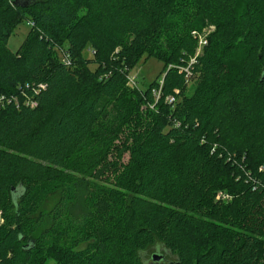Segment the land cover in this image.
<instances>
[{
    "label": "trees",
    "instance_id": "16d2710c",
    "mask_svg": "<svg viewBox=\"0 0 264 264\" xmlns=\"http://www.w3.org/2000/svg\"><path fill=\"white\" fill-rule=\"evenodd\" d=\"M26 1L0 0V264H264V0ZM177 8L216 24L191 95ZM144 54L158 100L125 87Z\"/></svg>",
    "mask_w": 264,
    "mask_h": 264
},
{
    "label": "rangeland",
    "instance_id": "374dc122",
    "mask_svg": "<svg viewBox=\"0 0 264 264\" xmlns=\"http://www.w3.org/2000/svg\"><path fill=\"white\" fill-rule=\"evenodd\" d=\"M176 2H184L188 4V2L191 4L193 3V0H176ZM238 4H242L243 0H237ZM195 8V7H194ZM192 9V8H191ZM181 10V11H180ZM173 9V11H170V14L167 16L166 19L169 20H176L174 22H183L185 18H192L195 21V25L200 27L199 32H203V34L207 33L209 36L216 31V24L209 22L207 19L204 20L202 17L198 15V12H194L193 15L188 14L187 10H182L180 9ZM194 10V9H192ZM189 15L188 17L186 15ZM199 16V17H198ZM30 27L28 26L27 23H21L17 25L15 28L14 32L11 34V37L8 41V47L11 51L15 52L18 50V48L21 46V44L25 41L27 34L29 32ZM118 51V50H117ZM203 54V47L197 48V51L195 54L190 58L188 64L191 63V60H194L196 55H202ZM165 64L163 63L162 60L157 58L156 56H149L148 54H144L138 61L135 63V66L129 71V74L127 76V81L125 84V87L132 90V91H138L140 94L142 92H145L146 89L152 88L151 92L153 95L156 97L158 100L160 97V91L162 89V86L164 84V77L166 75L165 70H164ZM95 68L94 66L92 69ZM186 68V67H184ZM169 69H175L177 70L180 74L184 73L183 68H181L178 65H169L166 69L168 71ZM185 74V73H184ZM200 75H194L185 77V89L188 90V94L191 95L193 92V89L195 88V85L197 84V78ZM157 81V85L154 84L152 85L151 83ZM150 84V85H149ZM158 87V89H157ZM157 90V91H155ZM169 97L166 98L168 100ZM182 98H179V100ZM170 103V102H169ZM151 109H154L155 111V104H151ZM143 109V108H142ZM146 107H144L143 110H145ZM128 159V156L125 157V160ZM88 163V162H87ZM223 200L225 202L231 201V197L223 192V191H217L216 196H215V201H220ZM0 222L1 219H0Z\"/></svg>",
    "mask_w": 264,
    "mask_h": 264
},
{
    "label": "built area",
    "instance_id": "2783aa9c",
    "mask_svg": "<svg viewBox=\"0 0 264 264\" xmlns=\"http://www.w3.org/2000/svg\"><path fill=\"white\" fill-rule=\"evenodd\" d=\"M192 35H193L194 38H196L198 40L199 47H204L207 44V36H208L207 33L203 34V32L201 33V32H198V31H194L192 33ZM198 56L199 55H196L195 59L191 60V63L186 68L182 69L183 72L186 74V76H188V78L192 75L191 74L192 73L191 72V67L193 66V64L196 63V59H197ZM3 100H4V98L2 97L0 99V103H2ZM174 100H175V98L170 96L167 101L170 102V103H173ZM31 106L34 107L35 104L32 103Z\"/></svg>",
    "mask_w": 264,
    "mask_h": 264
},
{
    "label": "water",
    "instance_id": "95a60500",
    "mask_svg": "<svg viewBox=\"0 0 264 264\" xmlns=\"http://www.w3.org/2000/svg\"><path fill=\"white\" fill-rule=\"evenodd\" d=\"M20 5L22 6V7H28V5H29V0H27L26 2H23V3H20ZM161 256H159L158 254H154L153 255V260L155 261V262H159L160 260H161Z\"/></svg>",
    "mask_w": 264,
    "mask_h": 264
}]
</instances>
